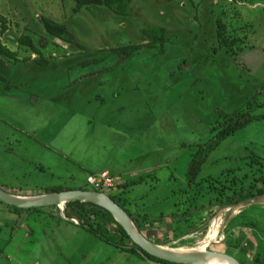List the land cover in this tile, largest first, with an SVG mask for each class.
I'll return each mask as SVG.
<instances>
[{"label": "rangeland", "instance_id": "1", "mask_svg": "<svg viewBox=\"0 0 264 264\" xmlns=\"http://www.w3.org/2000/svg\"><path fill=\"white\" fill-rule=\"evenodd\" d=\"M74 6L73 0H10L8 9L17 7L24 18L17 20L14 13L15 22L4 15L9 31L4 44L28 59L30 53L16 41L26 33L52 67L58 66L56 72L39 73L29 61L10 68L0 64V184L8 191L88 187L141 206L138 210L169 213L180 198L172 194L178 190L175 180L184 182L195 144L208 141L214 123L237 111L253 120L210 154L201 176L246 170L244 158L251 153L264 159V0H133L128 17L96 5L73 15ZM3 8L0 0V13ZM42 17L66 23L92 51L146 44L142 29L164 26L170 36L167 53L140 50L130 63L120 64L114 56L76 69L71 65L82 57L80 50L49 35ZM218 20L228 29L225 43ZM91 71L100 73L93 82L77 81ZM3 131L12 133L6 137ZM105 168L111 172L101 173ZM140 175L146 176L142 184L122 194L114 189ZM263 201L221 209L203 229L141 222L139 229L157 245L190 248L218 221L220 238L208 251L253 264L264 259ZM7 205L0 201V264H154L78 224H57L59 208L22 215Z\"/></svg>", "mask_w": 264, "mask_h": 264}, {"label": "trees", "instance_id": "2", "mask_svg": "<svg viewBox=\"0 0 264 264\" xmlns=\"http://www.w3.org/2000/svg\"><path fill=\"white\" fill-rule=\"evenodd\" d=\"M175 1V0H167ZM75 6L72 8V14L76 15L84 8H89L92 5L106 8L113 12L114 14L121 17L131 16L133 0H73ZM41 23L49 35L52 37L61 40L64 43L76 45L79 49L82 50V57L78 60L72 67H92L104 64L106 61L110 60L114 56L120 57L121 61L125 63L132 62V59H135L140 53V50H158V54L164 55L167 53V43L169 36V31L164 26L153 25L147 28L142 29V33L147 37L148 43L141 44H129V45H119L118 47L113 48H103L100 50H89L86 46L79 43L76 37L70 32L66 23H58L50 17H42ZM219 36L223 43L225 37L227 36L226 24L218 20ZM0 60L4 62L17 64L20 62H26L32 54H36V62L40 65L41 69L49 70V60L46 59L44 52L41 51L31 36H28L26 33L23 34L19 39V46L25 47L26 51L30 53V56L25 59H19L18 52L10 49L2 41V36L8 31L7 27V18L0 16ZM232 42L231 44H233ZM41 47H44L41 45ZM232 48H229L228 52L232 53ZM100 73L89 72L83 76L85 79L92 81L94 76H97ZM83 79V78H82ZM78 79V81L82 80ZM223 120L218 119L214 123V127L211 128L210 133L214 135L205 142L188 146L187 148H193L195 146V151L191 155V160L188 163L187 171L185 173L184 182L181 184L178 182V179L175 180L178 186L176 192H172L173 196H177L179 193V199H175L173 202V210L167 213L164 210L153 212L152 214L146 210H138L127 205L126 199L122 201L118 200L114 194H109L114 202L120 205L130 216L131 220L138 226L140 233L150 240L153 243H156L150 237H147L139 228V223H143L147 226L157 224L159 228L169 226L171 229H175L182 223L187 224L189 227H194L193 230L203 229L207 227L208 223L213 217L222 209L228 207H234L245 203H250L253 200H258L264 197V159L258 157L257 155L251 153L246 156V170L241 168H229L221 171L217 175H212L209 177H202L201 173L203 166L207 162L210 154L218 149L222 143L234 135L238 130L244 128L248 125L249 122L253 120L247 113V115H242L240 111H237L233 114H225L222 116ZM260 118H256L259 120ZM43 167V166H41ZM42 170H45L42 168ZM243 173H240V171ZM174 175V174H173ZM145 175H140L130 182L116 186L118 194H122L127 191L128 188L137 186L146 181ZM176 186V187H177ZM0 187L7 191L10 194L17 196H39L43 194H50L53 192H62L72 189H66L64 187H53L46 188L45 192L38 193L34 190L28 191L26 194L22 193L23 187L12 186L11 189L20 190L19 193H11L8 191V186L0 184ZM81 190H90L88 187H81ZM99 191V189H96ZM184 197L183 199H181ZM181 199V200H180ZM186 199V200H185ZM185 200V201H184ZM178 201V202H177ZM184 201V202H182ZM182 202V203H180ZM145 203V202H144ZM143 203V205H145ZM180 204H183L182 207H179ZM12 207L15 212L22 214L24 212L33 211L41 213L48 207L43 208H30L22 209L14 206L7 205ZM57 206H52L51 208ZM150 209V206H147ZM50 208V207H49ZM61 213V212H60ZM60 213H58V223L62 221L74 222L70 220H76L78 222L77 226H80L87 231H90L100 239L115 245L123 251H128L133 254L140 256L143 259L150 260L152 262L161 263V264H175L167 262L156 258L148 253L142 254L137 248L138 246L131 240L127 232L124 230L122 225L117 222L112 214L106 209L95 205L91 202L83 201H69L65 204L64 215L68 219H64ZM232 230L227 231V236H232ZM157 244V243H156ZM264 262V259H255L253 264H261Z\"/></svg>", "mask_w": 264, "mask_h": 264}, {"label": "water", "instance_id": "3", "mask_svg": "<svg viewBox=\"0 0 264 264\" xmlns=\"http://www.w3.org/2000/svg\"><path fill=\"white\" fill-rule=\"evenodd\" d=\"M75 200L91 202L110 212L115 220L122 225L131 240L138 246L137 250L142 254L145 252L156 258L175 264H208L206 259L215 257H219L231 264H241L236 258L220 252L208 251L205 253L182 255L163 250L160 245L151 242L141 235L135 228L128 213L114 202L110 196L100 191L77 189L26 197L10 194L0 187V201L22 209L57 206L61 210V216L66 220L68 219L64 215V207H61V204L65 206L67 202ZM70 221L78 224L76 220Z\"/></svg>", "mask_w": 264, "mask_h": 264}, {"label": "crops", "instance_id": "4", "mask_svg": "<svg viewBox=\"0 0 264 264\" xmlns=\"http://www.w3.org/2000/svg\"><path fill=\"white\" fill-rule=\"evenodd\" d=\"M9 2H10V0H2V3H3V5H4V8L2 9V13H0V14H3V16L5 15V16H7V17H9L10 19L11 18H13V21H15V22H18L17 20H18V18H20L21 17V14H20V17H19V12H18V8L17 7H14V8H12V7H10V9H8V5H9ZM14 13H15V15H16V19L14 18ZM4 16V17H5ZM24 18V16L23 17H21V19H23ZM20 21V20H19ZM7 32H9V31H7ZM6 32V33H7ZM17 41V43H18V39L16 40ZM78 41V40H77ZM79 43H81L80 41H78ZM65 44H67V45H69L68 43H65ZM82 44V43H81ZM7 45V44H6ZM72 45V44H71ZM84 45V44H83ZM85 46V45H84ZM72 47H76L77 49H79L76 45H72ZM64 48H59L58 50L59 51H61V50H63ZM80 51H79V54H82L83 52H82V50L81 49H79ZM100 50V49H99ZM55 53V52H54ZM53 53V56H55V54ZM28 54V53H27ZM71 54V53H70ZM70 54H68V56L70 55ZM30 56V55H29ZM28 56V57H29ZM18 57H19V59H23V58H21L19 55H18ZM36 57H37V55L36 54H32L31 55V58L30 59H28L27 60V62L29 61V65L31 66V70H32V72H39V73H41V68H40V66H38L37 65V62H36ZM77 62V61H76ZM7 63V64H6ZM21 63V62H20ZM49 63H50V61H49ZM0 64L2 65V67H7V68H10V67H12L13 66V64H11V63H8V62H3L2 60H0ZM62 66H63V62H61L60 63ZM17 65H19V63H17ZM36 65L39 67L38 69H36ZM74 65V64H73ZM73 65H71V67L73 66ZM50 67H49V69L51 70V71H54V72H56L57 70L56 69H58V66H57V64L56 63H54L53 64V67H52V65H51V63H50V65H49ZM80 68H83V67H80ZM40 69V70H39ZM76 69H78V68H76ZM87 74V73H86ZM83 76H85V74L84 75H82V76H80V79H82V80H80V83H84L85 85H88L89 83H91V82H93V81H90V80H87V79H85ZM79 79V78H78ZM78 79H77V81H78ZM84 87V90H87V89H89L91 86H83ZM51 97H53V95L51 96ZM1 121V120H0ZM3 133H5V135H6V137H10V135H8V133H12V132H10V131H3ZM84 138H87V137H84ZM101 173H103V172H111V170L110 169H107V168H105V169H102L101 171H100ZM2 185V184H1ZM68 223H70V222H68ZM75 223V222H74ZM57 224H60V223H57ZM75 224H77V223H75ZM18 229V228H17ZM16 229V230H17ZM16 230H15V232L13 233V234H15L16 233ZM131 253V252H130ZM132 254V253H131ZM134 255H136V254H134ZM36 264H40V262H37ZM154 264H161V263H156V262H154Z\"/></svg>", "mask_w": 264, "mask_h": 264}, {"label": "bare ground", "instance_id": "5", "mask_svg": "<svg viewBox=\"0 0 264 264\" xmlns=\"http://www.w3.org/2000/svg\"><path fill=\"white\" fill-rule=\"evenodd\" d=\"M61 207H64V205L61 204ZM216 220H218V219H216ZM219 223L220 222H218V221H214L213 223H211L212 226H211L210 232L207 235L206 239L204 241L200 242L195 247H190V248H180V247L172 248V247H167V246H161V247L163 250L172 252L174 254H182V255L208 252L209 247L213 243H216L217 240H219V238H220V230H219L220 225H219ZM206 262L208 264H231L230 262L224 261L223 259H220L219 257L207 258Z\"/></svg>", "mask_w": 264, "mask_h": 264}, {"label": "built area", "instance_id": "6", "mask_svg": "<svg viewBox=\"0 0 264 264\" xmlns=\"http://www.w3.org/2000/svg\"><path fill=\"white\" fill-rule=\"evenodd\" d=\"M106 178V177H105ZM107 182L109 183L110 182V180L109 179H107Z\"/></svg>", "mask_w": 264, "mask_h": 264}]
</instances>
